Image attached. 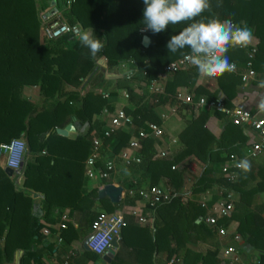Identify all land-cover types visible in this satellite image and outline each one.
Segmentation results:
<instances>
[{
    "label": "trees",
    "instance_id": "trees-1",
    "mask_svg": "<svg viewBox=\"0 0 264 264\" xmlns=\"http://www.w3.org/2000/svg\"><path fill=\"white\" fill-rule=\"evenodd\" d=\"M60 4L61 0H39V4L36 0H0V144L23 135L25 153L29 154L22 162L23 180L18 189L14 186L12 175L0 168V264L12 262L16 251H22L19 264H42V258L54 249L50 243L43 251L34 248V243L44 238L43 228L64 223L65 228L60 231L61 244L67 246L76 240H84L92 232V224L101 210L114 213L121 204H112L107 198L96 201L97 190L86 192L84 188V162L92 152V140L97 137L102 141L100 156L103 149L108 153L111 150L112 156L119 154L131 140L128 127L103 138L108 123L103 125V122L98 123L93 118L111 110L107 98L102 92L86 91L85 87L82 89L85 91L83 96L77 91L87 77L90 76L91 81L95 78L98 59L104 60L109 70L116 67L122 68V72L129 71L116 80V91L112 90L109 94L125 91L127 100H131V83L136 77H141L147 85L158 78L165 65L190 53L189 48L168 52L166 45L172 35L179 34L191 23L218 19L220 22L231 20L242 26L246 24L252 30L257 40L252 69L259 72L262 65L260 70L264 71V0H209L210 8L200 16L180 24H170L165 31L157 34L150 31L140 33L144 29L145 6L142 0H75L71 8L64 12V19L69 25L79 26L81 32L92 29L94 36L101 39L103 47L95 55L76 37L63 36L54 41L41 39L42 12ZM144 35L150 40L147 47L141 43ZM246 52V49L230 47L226 55L229 62L236 56L244 57L246 62ZM190 74L184 69L170 74V79L163 86L164 95H155L156 103L161 98H174L176 88L191 80ZM234 74L230 72L216 77L227 108L237 84L232 81ZM33 87L45 100L41 108H37L24 94L25 89ZM214 98L215 94L207 96L208 100ZM154 104L135 106L134 109L122 108L132 118L133 135L139 130H146L147 123L159 124ZM207 116L204 112L200 113L187 123L179 134L181 148L165 158L154 157L152 138L140 141V148L134 153L140 157V162L125 167L132 172L141 171L145 186L140 188L141 184L137 183L124 186L128 189L122 200L124 204L132 205L138 198L136 194L130 196V190L159 186L162 180L166 188L177 195L183 186V164L187 159L205 167L190 189V199L183 202L179 196H174L154 208L152 228L138 229L127 223L121 230L118 252L111 264H121L123 250L127 249L131 250L129 252L135 264H167L173 258H180L182 244L194 240V236L212 234L211 228L202 221L205 210L194 198L216 183L214 174L218 167L237 157L239 145H235L236 141L241 143L244 138L237 136L229 139L226 127L215 141L204 127ZM69 123L76 128V133L67 137L57 134L56 129H62ZM232 127L237 132L238 127ZM79 128L83 130L78 132ZM213 143L215 147H212ZM98 161L97 165L102 167ZM134 167L135 170L132 169ZM105 182L109 183V180ZM229 188L248 196L262 190L259 185L242 190L236 182L230 183ZM30 195L41 196L40 217L32 214L33 200ZM65 210L82 213L86 228L79 231L69 221H63ZM263 213V205L244 212L237 220L235 232L257 252V260L261 264H264ZM125 218L127 222V216ZM225 219H220L218 224L223 225ZM129 231L130 241L127 240ZM183 253L189 255L186 249ZM162 254L164 263L157 261ZM192 257L195 264L220 262L217 251L192 254ZM80 258L75 257L74 264L96 261L98 255L83 250Z\"/></svg>",
    "mask_w": 264,
    "mask_h": 264
},
{
    "label": "crops",
    "instance_id": "crops-1",
    "mask_svg": "<svg viewBox=\"0 0 264 264\" xmlns=\"http://www.w3.org/2000/svg\"><path fill=\"white\" fill-rule=\"evenodd\" d=\"M254 37V36H253ZM257 40L254 37L252 42L245 48L246 51L250 47H256ZM248 52V51H247ZM233 62L236 64V70L233 78V82H237L236 87L234 89V95L230 100V109H241L249 111V113L256 117L259 120L264 121V114L258 111V103L261 99H264V87H260V84L264 82V71L260 70L262 65L259 66V72L254 71V75L249 77L247 81L242 82L241 78L247 72V68L245 65L244 57L238 58L237 56L234 57ZM184 70L191 72L190 74V81L188 84L183 86H178L176 88L177 95L174 98L169 97L168 99L161 98L159 103H156V94L152 90L156 87L161 89L163 92V86L165 81L170 79V75L166 74H158V78L152 84V81L149 84H145L141 77H136L135 80L132 81L131 87L133 90V94L131 95V100H127L122 96V91L118 90L116 95H110V91L115 90V83L116 80L127 74L129 71L122 72V68L112 67L110 70L108 69L106 63L102 59H98L96 61V68L94 71L96 76L91 81L90 76L87 77L82 85L77 89L79 94L83 96L85 91L82 89L85 87L86 91L92 90L95 92H102L104 96L107 98V102L111 107L109 112H102L96 116H94V120L98 123L103 122V125H107L111 115H113L118 109L122 108H129L134 109L135 106H147L152 103L154 104V112L158 117L159 126L162 129V135L159 138L153 139V149L152 153L154 157H158L160 153H168L171 155L177 152L181 148V143L179 140V134L185 128L187 123L195 119L200 113H206L208 116L205 119L204 127L206 130L214 137L215 141L218 139L225 128L227 127L228 138L235 139L237 136H241L244 138L243 142H237L235 145H239V151L237 153V157L230 158L222 165L218 167V171L214 174L216 179V183L209 189L205 190L201 194L197 195L194 199L200 203L205 204L204 210L205 215L202 218L204 225L210 228L205 223L206 216L212 214V207L223 197L224 194L230 193L232 195V202H233V210L228 218L225 219L223 227H225L226 232L225 235L219 236L217 235L216 231L212 230V234H200L197 237L194 236V240H188L184 244L181 245V249L184 251L186 249L189 251V255H184L183 251L180 252V258H173L172 261H175L173 264H195L192 254H202L204 255L210 251H217L220 257V262L218 264H227V258L223 254V250L228 246H234L238 250L240 259L243 262H253L257 259L258 254L255 252L251 247L245 244L242 237L237 235L236 228L238 225V218L247 211H251L256 206L263 205L264 206V147L261 152L253 158L247 156V152L250 149L251 145L254 143L260 142V137L258 134L247 124H239L231 120L228 116H220L214 113V111L205 110L198 106L197 102L200 98L207 99V96L210 94H215L216 98L224 99V94L220 90L218 86L217 79L214 77H200L197 73V69L192 66L188 65ZM253 70V69H252ZM238 78V79H237ZM227 82V79H225ZM71 89V88H70ZM73 89V88H72ZM154 93V94H153ZM164 93V92H163ZM162 93V94H163ZM25 96L28 97L31 101L35 104L40 103V105H44V98L39 95L38 89L36 87L27 88L24 92ZM158 94V95H162ZM164 95V94H163ZM178 95L182 97H190L191 102H185L183 99L178 98ZM199 96V97H198ZM165 97H168L165 95ZM38 105V104H37ZM40 106V107H42ZM234 125L237 126V132L235 129L230 126ZM75 128V127H74ZM128 132L131 135V138L135 136L133 135V127H128ZM78 130V129H77ZM83 128H79L78 132H81ZM76 133V128L75 132ZM70 133L68 136H71ZM135 133V132H134ZM20 138L24 139V136L21 135ZM212 147H215L214 143ZM108 151V150H107ZM104 149L102 150V155L99 158L101 166L107 160H112L114 162V172L109 179V183H106L99 178L88 179L85 175V168H84V183H85V191L89 192L94 189L97 190V199L98 198V191L105 187L108 184H112L115 186H120L123 189V194L121 200L117 203H121L119 207L116 209L114 213L110 214H122L125 217L127 216L126 213L132 209H136L139 211L142 217H145L148 220L147 225H140L137 223L136 219L127 216L128 220L126 222L128 224H132L133 226L137 227L138 229H143L144 227H153L154 217L153 211L149 209V206L146 204L145 200L138 198L134 200V204H124L122 200L124 199L125 194L127 193L128 189L124 188V186L132 184H141L142 188L145 186L144 180L141 179L142 172H132L128 170L119 160L118 155L112 156L111 150L108 153ZM28 153H24V159L28 157ZM248 159L251 162V169L247 173L241 172L239 169H236L233 165L241 160V159ZM98 166V165H97ZM99 167V166H98ZM184 182L183 186L180 191L177 192V197L179 196L183 202L187 199L191 198L190 189L197 178L200 176L202 170L205 166L202 164L193 161L192 159H187L184 161ZM223 167H228L231 169H235L237 172V179H236V186L242 190H248L254 188L259 185V188L262 190L255 195H243L239 191L233 190L229 188V184L224 181L223 174L221 172ZM0 168L6 169L3 161L0 160ZM22 169V168H21ZM20 169L19 172H15L12 174L11 179L14 183L16 189L20 188L22 185L23 175L22 170ZM135 170L136 168H132ZM144 183V184H143ZM160 187L166 188L165 182L162 180L158 184ZM27 195V193H26ZM29 195V194H28ZM33 200V207H32V214L36 217H40L42 214L41 211V196L40 195H30ZM130 197V196H129ZM109 200V198H107ZM110 201V200H109ZM132 202V198L129 199ZM110 203H112L110 201ZM97 204V203H96ZM113 204V203H112ZM99 213H105L101 210ZM62 217L72 223L76 229L79 231H83L86 228L87 223L85 222V218L83 217L82 213L76 212H69V210H65L62 213ZM107 214V213H106ZM264 216V213H263ZM126 220V218H125ZM60 224V223H59ZM59 224H55L46 228H43L42 236L44 237L40 241L34 243V248L36 250L43 251V248L47 246V244H53L54 249L52 253H48L45 257L42 258V263L45 262L47 264H61L63 260L67 261L68 264H74V258L79 257L82 255V251L85 250L83 248L84 240H76L67 246L56 245L54 236L57 233V229ZM125 225V227H126ZM129 226V225H128ZM124 227V228H125ZM122 228V230L124 229ZM44 230H48L51 235L47 237L43 234ZM130 231L128 233L127 240L130 238ZM130 241V240H129ZM118 247L115 248V254L111 259V263L113 262L116 254L118 252ZM55 250H57L55 252ZM130 249L123 250V254L120 259L121 264H135L134 257L129 252ZM191 253V255H190ZM22 255V251H16L14 253V258L12 262H5L4 264H19L20 257ZM70 257V258H69ZM165 258L164 255H159L157 257V261L160 263H164ZM169 260V261H171ZM168 261V262H169ZM167 262V263H168ZM110 263V264H111ZM87 264H107L101 258V255L98 256L96 261H90ZM199 264V263H197Z\"/></svg>",
    "mask_w": 264,
    "mask_h": 264
},
{
    "label": "built area",
    "instance_id": "built-area-1",
    "mask_svg": "<svg viewBox=\"0 0 264 264\" xmlns=\"http://www.w3.org/2000/svg\"><path fill=\"white\" fill-rule=\"evenodd\" d=\"M75 0H61L59 7L51 6L41 16V39L44 41H54L63 36L76 37L80 34V28L77 25H69L64 19V12L69 10ZM234 23V22H233ZM239 26V23H234ZM141 34H145L144 29L140 30ZM245 49V48H238ZM246 52L247 61L245 63L247 72L241 78L242 82L254 75L252 70V59L256 53V47H250ZM230 63L235 64L233 61ZM189 65L185 59V55L175 61L165 65L161 70V74H175ZM235 69L232 72H235ZM214 78V77H213ZM216 78V77H215ZM155 81H152L154 85ZM155 87V85L153 86ZM154 93L162 94L161 89L154 88ZM122 96L128 99V95L125 91H122ZM178 98L183 99L185 102H191L190 97H182L178 95ZM198 106L209 111L219 112L231 118L232 121L239 124L249 125L260 137V142L251 145L247 152V156L250 158L256 157L264 147V121L252 116L249 111L241 109H230L225 107L222 98H214L211 100L200 98L197 102ZM132 118L127 115L123 109H118L109 119L108 126L103 132V138H108L114 134L117 130L125 127L132 126ZM146 130H139L135 136L129 141L128 147L122 150L118 158L124 166H129L133 163L138 164L140 157L135 156V152L140 148V141L148 138H159L162 135V129L159 125L154 123H147ZM102 145L100 138L95 137L92 140V152L89 154L84 162L85 175L88 179L99 178L100 180L107 181L110 179L114 172V162L107 160L103 163L102 167L97 166V161L100 157L99 149ZM26 151V142L22 138L12 139L8 143L0 144V160L3 161L5 168L10 169L12 172H19L24 159V153ZM168 153H160L158 157L165 158ZM224 181L227 184L233 183L237 179V172L235 169L223 167L221 170ZM137 195L140 199L145 200L151 211L157 205L168 202L171 198L176 196L167 188L160 186H154L149 189H137L130 190L129 195ZM205 207V204H201ZM233 210L232 195L226 193L223 197L212 207V214L206 216L205 223L216 231L217 235H225V227L218 224L220 219L228 218ZM136 219L140 225H147L148 220L142 217L138 210L132 209L126 213ZM63 221L65 220L62 217ZM126 225L125 216L122 214H106L99 213L97 219L92 224V232L90 233V240L87 243V247L90 252L100 256L103 255L109 248H112V244H119L121 238V230ZM65 228L64 223H60L55 234V243L60 245L62 243V237L60 231ZM43 234L50 237L51 233L48 230H44ZM223 254L227 258V264H261L257 259L253 262H243L240 259L238 250L234 246H228L223 250ZM70 258V257H69ZM175 261H169L167 264H173ZM42 264H47L43 262ZM61 264H68L63 260Z\"/></svg>",
    "mask_w": 264,
    "mask_h": 264
},
{
    "label": "clouds",
    "instance_id": "clouds-1",
    "mask_svg": "<svg viewBox=\"0 0 264 264\" xmlns=\"http://www.w3.org/2000/svg\"><path fill=\"white\" fill-rule=\"evenodd\" d=\"M143 28L153 34L165 31L169 25H176L193 20L210 8L209 0H142ZM252 30L245 24L239 26L231 20L220 22L212 19L207 23L194 22L179 34L172 35L166 45L168 52L175 53L185 48L190 53L185 55L188 63L197 69L200 77H219L234 71L235 64L230 63L226 55L230 47L246 48L253 40ZM79 42L89 49L92 55L101 50L103 44L97 39L92 29L82 30ZM145 44L150 40L143 38ZM264 87V82L260 84ZM264 114V99L257 105ZM243 173L251 169L248 159H241L233 165ZM7 169V168H6Z\"/></svg>",
    "mask_w": 264,
    "mask_h": 264
},
{
    "label": "water",
    "instance_id": "water-1",
    "mask_svg": "<svg viewBox=\"0 0 264 264\" xmlns=\"http://www.w3.org/2000/svg\"><path fill=\"white\" fill-rule=\"evenodd\" d=\"M146 35H144L142 37V41L143 38ZM143 47H147L149 43L145 44L144 42H141ZM89 78V77H88ZM57 134L63 136V137H67L70 133L75 132V128L73 126L72 123L67 124L64 128L62 129H56ZM5 172L8 173L10 176L12 175V171L10 169H5ZM123 194V189L120 186H115L112 184H108L105 187H103L102 189H100L98 191V198H103V197H107L109 198V200L113 203V204H117L120 200H121V196ZM90 240V235H88L83 242V248L86 251H89L88 247H87V243ZM118 247L117 243L112 244V248H109L103 255H101V258L105 261V263L110 264L111 263V259L115 254V248Z\"/></svg>",
    "mask_w": 264,
    "mask_h": 264
},
{
    "label": "rangeland",
    "instance_id": "rangeland-1",
    "mask_svg": "<svg viewBox=\"0 0 264 264\" xmlns=\"http://www.w3.org/2000/svg\"><path fill=\"white\" fill-rule=\"evenodd\" d=\"M36 3L39 4V0H36ZM38 6H39V5H38ZM42 14H43V12H42ZM42 14H41V16H42ZM80 33H81V30H80ZM79 35H80V34H79ZM79 35L76 36V39H77V38L79 39ZM40 37H41V36H40ZM37 104H38V105H37ZM37 104H36V107H37V108H41L40 106H42V105H40V103H37ZM89 235H90V234H89Z\"/></svg>",
    "mask_w": 264,
    "mask_h": 264
}]
</instances>
